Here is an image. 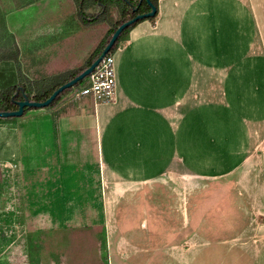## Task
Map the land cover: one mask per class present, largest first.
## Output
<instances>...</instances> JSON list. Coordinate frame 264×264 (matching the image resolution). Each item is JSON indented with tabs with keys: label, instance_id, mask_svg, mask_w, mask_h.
Segmentation results:
<instances>
[{
	"label": "crops",
	"instance_id": "obj_1",
	"mask_svg": "<svg viewBox=\"0 0 264 264\" xmlns=\"http://www.w3.org/2000/svg\"><path fill=\"white\" fill-rule=\"evenodd\" d=\"M22 8L33 11L24 23L29 63L22 64L30 80L80 67L109 30L105 22L81 24L73 0H32ZM19 23H12L14 36ZM89 28L100 29L92 40L84 32ZM113 71L111 100L67 94L51 108L27 111L36 113L24 120L23 132L38 136L46 167L60 175L96 169L111 213L106 241L113 234L118 264L132 258L136 264H264V0H157L153 20L136 24L114 51ZM225 83L232 108L229 159L207 142L206 87ZM8 125L14 127L0 126V138L17 132L15 122ZM13 143L0 161L15 156ZM193 170L200 208L219 193L214 216L200 211L195 221L185 202L181 215L170 219L164 206L140 203L138 214L124 215L125 231L111 225L115 184L118 203L128 193L141 197L149 190L143 185L159 189L192 179ZM229 182L230 205L221 185ZM216 217L221 221L213 222ZM248 231L261 235L245 241Z\"/></svg>",
	"mask_w": 264,
	"mask_h": 264
},
{
	"label": "rangeland",
	"instance_id": "obj_2",
	"mask_svg": "<svg viewBox=\"0 0 264 264\" xmlns=\"http://www.w3.org/2000/svg\"><path fill=\"white\" fill-rule=\"evenodd\" d=\"M31 1L0 0V26H5L0 28V33L11 34L12 23L14 21L21 23H19L20 29L16 31L17 35H12L13 41L19 48L21 69L23 63L26 65L29 63L24 57L26 43L29 40L26 36L27 32H24L26 31L24 23L33 12L32 9L22 7ZM84 32H87L89 40H92L93 36L99 34L100 29L89 28ZM90 44L91 42H87L88 46ZM40 109L42 108H31L29 111ZM231 109L230 84H217V89L216 84H208L206 87L207 142L213 146V152L221 154L222 159H229V130L226 129L229 126ZM33 113L36 112H26L20 118H9L15 121L0 120V126L4 128L14 127L8 123L15 122L17 131L14 132L13 137L8 135L0 138V156L5 154L12 138L15 146L18 143L17 149L13 148L15 156H8L9 159L0 161V264H118L113 254V234L111 241L109 243L106 241L105 225L109 232L107 215L109 219L111 213H106L109 209L105 206L107 196L102 193L96 169L90 167L89 175L82 173V167L77 172L63 169L60 175L56 167H46L45 151L40 139L36 134L29 137L23 132L24 120ZM219 145L224 147L228 145V147L220 149ZM216 146H218L217 150H215ZM11 158L14 161L11 162ZM255 172L252 170L251 174ZM87 175L88 179H86ZM199 180L200 178H192L183 182L181 179H175L165 188L159 189L143 185V189L149 190L146 192L143 190L145 193L142 191L141 197L128 193L118 203L115 202L119 198L120 186L115 184L111 198L112 203L115 201V205L112 206V218L110 217L111 225L114 226L115 222L119 223L121 230L125 231L130 224L125 221L124 215L129 216V219L134 213L138 214L134 211L136 207L137 210L141 208L140 203L164 206L170 214V219L181 215L185 202H187V213L192 211L195 221L198 220L200 211L201 214L211 211L210 215L214 216V206L219 203V193L214 200L211 199L210 203L200 208L201 202L197 197L199 192L194 189ZM230 182L221 183L222 190L226 193L220 192V194L225 193L223 196L229 197V205L234 201V197L229 192ZM181 188L185 192H179ZM190 191H192L191 195L187 196L186 193ZM246 200L247 197L242 202L247 206ZM193 202L197 204L196 207H192ZM138 219L137 217L133 220L132 225L137 224ZM214 220L213 222L221 221L218 218ZM154 224V219L149 220L150 240L154 238ZM229 232L230 230H224L223 234ZM259 235L261 233L248 231L243 239L252 242V239ZM19 237L11 254L7 256L5 251ZM166 239L164 237L160 241L166 243L169 241L168 238ZM122 264H136V261L132 258Z\"/></svg>",
	"mask_w": 264,
	"mask_h": 264
},
{
	"label": "trees",
	"instance_id": "obj_3",
	"mask_svg": "<svg viewBox=\"0 0 264 264\" xmlns=\"http://www.w3.org/2000/svg\"><path fill=\"white\" fill-rule=\"evenodd\" d=\"M149 1L157 10V0ZM73 2L81 24L92 26L105 22L109 25V30L80 67L32 80L22 73L19 49L13 41L12 34L0 33V112L15 110L17 108L16 102L22 100L23 95L33 102H43L46 100L58 87L75 78L100 56L111 35L119 25L138 14L146 13L150 10L146 0H73ZM113 13L115 14L113 15ZM154 17L136 20L124 28L106 55L114 53L118 45L126 40L129 31L136 24L144 20H153ZM1 27L5 28L3 25ZM85 81L86 77L77 82L73 87L60 92L52 103L45 108L55 106L67 94L73 93L82 86ZM29 110L31 108H25L21 117ZM0 120L3 119L0 118ZM19 239L20 237L5 251L7 256L11 254Z\"/></svg>",
	"mask_w": 264,
	"mask_h": 264
},
{
	"label": "water",
	"instance_id": "obj_4",
	"mask_svg": "<svg viewBox=\"0 0 264 264\" xmlns=\"http://www.w3.org/2000/svg\"><path fill=\"white\" fill-rule=\"evenodd\" d=\"M146 2L149 4V12L138 14L134 18L122 23L119 25L116 30L111 35V38L109 39L108 43L104 47L103 51L101 52L100 56L85 70H83L79 75H77L75 78L70 80L69 82L61 85L58 87L46 100L43 102H33L30 101L25 95H23V99L16 102L17 108L13 111H3L0 112V118L1 119H9V118H19L22 116L25 108H45L48 105L52 103V101L55 99V97L62 92L65 89L73 87L77 82L81 81L85 77H87L99 64V62L104 58V56L109 52L111 47L113 46L114 42L116 41L118 35L121 33V31L126 28L128 25L133 23L136 20L144 19V18H152L156 15V8L150 3L149 0H146Z\"/></svg>",
	"mask_w": 264,
	"mask_h": 264
},
{
	"label": "built area",
	"instance_id": "obj_5",
	"mask_svg": "<svg viewBox=\"0 0 264 264\" xmlns=\"http://www.w3.org/2000/svg\"><path fill=\"white\" fill-rule=\"evenodd\" d=\"M113 54L105 55L95 69L86 77L85 83L72 95L75 98L90 97L94 101H109L115 92Z\"/></svg>",
	"mask_w": 264,
	"mask_h": 264
},
{
	"label": "bare ground",
	"instance_id": "obj_6",
	"mask_svg": "<svg viewBox=\"0 0 264 264\" xmlns=\"http://www.w3.org/2000/svg\"><path fill=\"white\" fill-rule=\"evenodd\" d=\"M195 174V172H194V170H193V172L191 171L190 172V174H188V175H190V178L192 177L193 178V175ZM197 178V177H196ZM187 179H188V177H187ZM118 185V184H117Z\"/></svg>",
	"mask_w": 264,
	"mask_h": 264
}]
</instances>
